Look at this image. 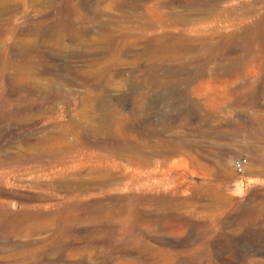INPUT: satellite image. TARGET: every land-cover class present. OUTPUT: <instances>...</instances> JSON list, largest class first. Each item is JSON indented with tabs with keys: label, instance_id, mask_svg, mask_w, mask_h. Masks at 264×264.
Segmentation results:
<instances>
[{
	"label": "rangeland",
	"instance_id": "rangeland-1",
	"mask_svg": "<svg viewBox=\"0 0 264 264\" xmlns=\"http://www.w3.org/2000/svg\"><path fill=\"white\" fill-rule=\"evenodd\" d=\"M0 264H264V0H0Z\"/></svg>",
	"mask_w": 264,
	"mask_h": 264
},
{
	"label": "built area",
	"instance_id": "built-area-1",
	"mask_svg": "<svg viewBox=\"0 0 264 264\" xmlns=\"http://www.w3.org/2000/svg\"><path fill=\"white\" fill-rule=\"evenodd\" d=\"M248 165L249 160L247 158H238L234 161V170L238 175L242 176L245 174Z\"/></svg>",
	"mask_w": 264,
	"mask_h": 264
},
{
	"label": "bare ground",
	"instance_id": "bare-ground-1",
	"mask_svg": "<svg viewBox=\"0 0 264 264\" xmlns=\"http://www.w3.org/2000/svg\"><path fill=\"white\" fill-rule=\"evenodd\" d=\"M178 21V20H177Z\"/></svg>",
	"mask_w": 264,
	"mask_h": 264
}]
</instances>
